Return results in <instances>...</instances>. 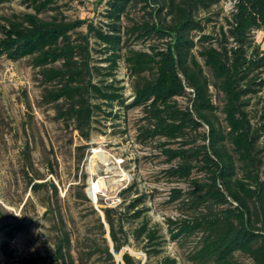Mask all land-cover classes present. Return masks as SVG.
<instances>
[{"label": "rangeland", "instance_id": "1", "mask_svg": "<svg viewBox=\"0 0 264 264\" xmlns=\"http://www.w3.org/2000/svg\"><path fill=\"white\" fill-rule=\"evenodd\" d=\"M108 1L54 0V4L40 15L45 20L85 21L86 25L77 32L88 36L90 65L103 68L104 76L110 72V63L106 60L111 52L88 33L87 26L109 32L112 22L106 14ZM176 1L178 4L180 0ZM235 4L236 0H216L209 9L198 13L196 22L203 31H194L191 37L197 44L194 55L210 83L215 108L208 114L209 119L226 136L224 149L236 160L227 138L229 129L223 112L225 98L215 87L217 82L213 73L199 56L200 51L210 46L234 47L232 40L224 41L223 33L229 28L228 21ZM156 10L157 5L153 2L148 4L145 0H138L123 16L118 35L122 40L118 68L111 78L96 75L93 83L105 81V86L113 85L115 90H120L125 104L115 103L112 107L101 104V110L95 111L89 140L80 135L75 124L61 119L56 105L46 103V88L54 90L55 87L43 86L41 70L33 66L32 60L13 62L5 57L0 59V264H57L54 244L64 233L71 239L76 264H110L106 255L101 254L106 242L113 250L101 210L120 205L121 193L131 186H134V191L129 194L131 197L125 196L129 200L140 196L145 198L144 205L138 210H148L146 216L150 226L158 227L162 232L165 241L163 256L176 259L178 264H198L192 256L200 237L175 242L167 229V221L194 214L183 206L184 198L172 202V193L179 190L187 194L194 182L206 181V175L196 163L190 179L172 177L169 170L178 167L180 162L170 161L165 150L208 146L209 127L200 122L198 129L189 128L183 138L165 143V139L150 137L147 132L150 126L142 108L129 107L133 102V79L125 62L127 53H151L153 49H165L170 43V38H140L139 33L134 32L136 26L169 22L166 12L157 13ZM34 13L21 0L0 4V39L2 28H8L10 22L22 21L25 14ZM202 36L209 40L200 41ZM252 36L253 45L264 51V29L253 32ZM73 40H79L77 34L73 35ZM193 99L192 90L187 89L184 96L176 99L177 108L192 112ZM263 99L264 89L246 100L248 118L257 131L264 126ZM258 147L262 152L260 174L264 180V134ZM238 174L241 178L239 170ZM94 183L100 190L92 197L90 190ZM227 207L213 205L212 209L218 214ZM100 222L105 224L104 236ZM16 224L23 229L9 242L6 234ZM139 224L135 222L127 226L134 230ZM130 232L128 244L114 256V264H124L125 254L139 264H159L160 258H148L142 244L135 241ZM4 243H7L5 249L2 247ZM93 252L98 255L90 257ZM236 262L253 264L243 254L236 255Z\"/></svg>", "mask_w": 264, "mask_h": 264}, {"label": "trees", "instance_id": "2", "mask_svg": "<svg viewBox=\"0 0 264 264\" xmlns=\"http://www.w3.org/2000/svg\"><path fill=\"white\" fill-rule=\"evenodd\" d=\"M15 1L18 0H0V4ZM21 1L35 13L25 14L22 21L10 22L8 28H2L0 59L32 60L33 66L41 70L43 86L55 87L54 90L46 88V103L56 105L61 119L75 124L80 135L89 140L93 117L95 111L101 110L100 105L125 104L120 90H115L113 85L105 86V81L99 84L93 81L96 75L113 77L121 59L122 40L118 36L121 20L138 0L108 1L106 14L112 22L109 32L87 26L88 33L111 52L106 60L110 63V72L105 76L103 68L90 65L88 36L77 32L86 25L85 21L45 20L40 15L54 4V0ZM145 1L156 4L157 13L166 12L169 22L136 26L134 32L139 33L140 38H170V43L165 49H153L151 53H127L125 62L133 79V102L129 107L142 108L150 126L147 131L150 137L165 139V143L183 138L189 128L198 129L200 122L209 127L208 146L165 150L170 161L180 162L178 167L169 170L172 177L190 179L196 163L206 175V181L194 182L187 194L173 191L172 202L184 198L183 206L194 214L167 221L171 239L177 242L199 236V246L192 256L198 264H238L237 254L248 256L253 264H264V180L260 174L263 158L258 147L264 126L254 130L246 112V100L264 89V51L253 45L252 40L253 32L264 29V0H236L229 28L223 33L224 41L232 40L233 48L210 46L199 52L216 79V89L225 98L227 138L236 160L224 149L226 136L209 119L208 114L215 108L210 83L194 55L197 44L191 37L194 31H203L196 22L198 13L209 9L216 0H180L178 4L176 0ZM75 34L79 42L73 40ZM199 40L206 42L209 38L202 36ZM253 74L256 75L252 77ZM187 89L194 94L192 112L177 108L176 99L184 96ZM238 170L241 178H238ZM133 191L134 186L124 190L122 202L116 208L101 210L113 245L111 250L106 242L101 254L114 264V256L128 244L131 231L130 235L142 244L148 258L159 257V264H178L176 259L163 256L164 236L158 227L150 226L146 216L148 210H138L145 198L128 199ZM213 205L229 207L216 214ZM135 222H140L138 228L130 230ZM105 224L100 222L103 236L106 235ZM21 229L20 224L10 228L6 234L9 242ZM6 246L4 243L3 249ZM54 251L57 264H76L68 234L57 238ZM96 255L98 252H93L90 257ZM123 263L139 264L129 254L123 256Z\"/></svg>", "mask_w": 264, "mask_h": 264}, {"label": "bare ground", "instance_id": "3", "mask_svg": "<svg viewBox=\"0 0 264 264\" xmlns=\"http://www.w3.org/2000/svg\"><path fill=\"white\" fill-rule=\"evenodd\" d=\"M98 152H94V154H97ZM107 159V158H106ZM125 176V175H124ZM102 183V182H101ZM118 186V185H117ZM116 189V188H115ZM100 188L98 185H96L95 183L92 186V189L90 190V195L92 197H94L98 192H99ZM99 194V193H98Z\"/></svg>", "mask_w": 264, "mask_h": 264}]
</instances>
